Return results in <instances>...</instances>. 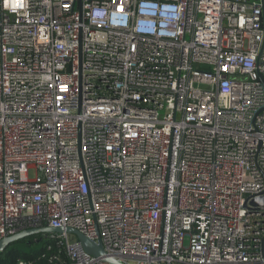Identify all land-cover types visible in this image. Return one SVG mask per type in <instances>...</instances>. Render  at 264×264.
Here are the masks:
<instances>
[{"label":"built area","instance_id":"2783aa9c","mask_svg":"<svg viewBox=\"0 0 264 264\" xmlns=\"http://www.w3.org/2000/svg\"><path fill=\"white\" fill-rule=\"evenodd\" d=\"M260 197L264 0H0V241L264 264Z\"/></svg>","mask_w":264,"mask_h":264},{"label":"trees","instance_id":"16d2710c","mask_svg":"<svg viewBox=\"0 0 264 264\" xmlns=\"http://www.w3.org/2000/svg\"><path fill=\"white\" fill-rule=\"evenodd\" d=\"M68 257L60 240L40 234L11 244L0 256V264H67Z\"/></svg>","mask_w":264,"mask_h":264},{"label":"water","instance_id":"95a60500","mask_svg":"<svg viewBox=\"0 0 264 264\" xmlns=\"http://www.w3.org/2000/svg\"><path fill=\"white\" fill-rule=\"evenodd\" d=\"M253 203L255 205L256 204L264 205V197H260V198L255 199L253 201ZM65 232L75 235L77 237V239L79 240L81 246L83 247V249L87 253L94 255L96 257H100V256L105 255L104 247L101 243L96 244V243L92 242L91 240H89L87 237H85L83 234H81L79 231H77L75 229L44 227V228H36V229H32V230H27V231H24L21 233H17V234H14L12 236H9V237L1 240L0 241V256L11 244L18 242V241H21L25 238L35 236V235H40V234H64ZM107 260H108V262H110L112 264H119L114 259L108 258Z\"/></svg>","mask_w":264,"mask_h":264},{"label":"rangeland","instance_id":"374dc122","mask_svg":"<svg viewBox=\"0 0 264 264\" xmlns=\"http://www.w3.org/2000/svg\"><path fill=\"white\" fill-rule=\"evenodd\" d=\"M36 174V172L34 171V170H32L31 172H30V174H29V179H34L35 178V175Z\"/></svg>","mask_w":264,"mask_h":264}]
</instances>
